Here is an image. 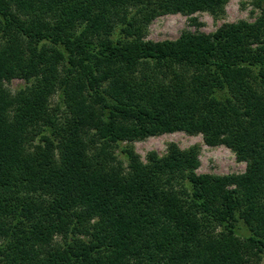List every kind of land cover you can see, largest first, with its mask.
<instances>
[{
  "label": "trees",
  "instance_id": "16d2710c",
  "mask_svg": "<svg viewBox=\"0 0 264 264\" xmlns=\"http://www.w3.org/2000/svg\"><path fill=\"white\" fill-rule=\"evenodd\" d=\"M226 1L0 0V264H250L264 252V0L253 22L143 38L159 15ZM11 78L29 84L11 92ZM174 131L230 147L246 171L197 174L196 148L175 144L146 162L114 152Z\"/></svg>",
  "mask_w": 264,
  "mask_h": 264
},
{
  "label": "rangeland",
  "instance_id": "374dc122",
  "mask_svg": "<svg viewBox=\"0 0 264 264\" xmlns=\"http://www.w3.org/2000/svg\"><path fill=\"white\" fill-rule=\"evenodd\" d=\"M262 4V0H227L223 11L217 14L207 10L193 13L162 14L149 21L144 29L143 38L150 41L175 40L182 33H211L228 23L253 22L259 17ZM2 83L11 92H16L28 85L29 81L11 78L3 80ZM58 101V95L54 96L51 106H54ZM63 111L64 109H62ZM170 144H175L182 151L191 147L196 148L199 161L198 167L195 169L197 174L235 175L246 171L247 162L240 160L233 149L223 144L208 145L201 133L174 131L147 136L132 142L123 141L115 145L114 152L118 158L126 162L121 149L123 146H129L141 161L146 162L150 152H154L160 157L165 156ZM247 257L250 264H264V252L257 249L250 250Z\"/></svg>",
  "mask_w": 264,
  "mask_h": 264
}]
</instances>
